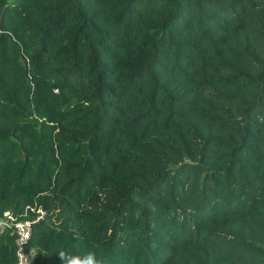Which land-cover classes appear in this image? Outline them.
<instances>
[{
  "label": "trees",
  "instance_id": "obj_1",
  "mask_svg": "<svg viewBox=\"0 0 264 264\" xmlns=\"http://www.w3.org/2000/svg\"><path fill=\"white\" fill-rule=\"evenodd\" d=\"M29 206L27 264H264V0H0V217Z\"/></svg>",
  "mask_w": 264,
  "mask_h": 264
},
{
  "label": "built area",
  "instance_id": "obj_2",
  "mask_svg": "<svg viewBox=\"0 0 264 264\" xmlns=\"http://www.w3.org/2000/svg\"><path fill=\"white\" fill-rule=\"evenodd\" d=\"M29 211L34 212L30 217ZM45 213L46 211L41 207L29 206L23 213L14 214L6 210L0 217V225L7 226L15 236V264H27L30 260L31 252L25 249L26 242L31 235L33 222L43 217Z\"/></svg>",
  "mask_w": 264,
  "mask_h": 264
},
{
  "label": "clouds",
  "instance_id": "obj_3",
  "mask_svg": "<svg viewBox=\"0 0 264 264\" xmlns=\"http://www.w3.org/2000/svg\"><path fill=\"white\" fill-rule=\"evenodd\" d=\"M57 257L60 264H107L105 258L91 250L84 253H68L61 250L57 252Z\"/></svg>",
  "mask_w": 264,
  "mask_h": 264
}]
</instances>
